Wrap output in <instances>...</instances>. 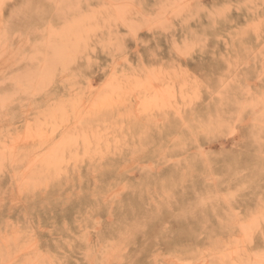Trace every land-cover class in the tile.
I'll return each instance as SVG.
<instances>
[{"label": "rangeland", "instance_id": "1", "mask_svg": "<svg viewBox=\"0 0 264 264\" xmlns=\"http://www.w3.org/2000/svg\"><path fill=\"white\" fill-rule=\"evenodd\" d=\"M0 264H264V0H0Z\"/></svg>", "mask_w": 264, "mask_h": 264}, {"label": "crops", "instance_id": "2", "mask_svg": "<svg viewBox=\"0 0 264 264\" xmlns=\"http://www.w3.org/2000/svg\"><path fill=\"white\" fill-rule=\"evenodd\" d=\"M204 19L201 18V22L197 23V26L194 28L192 25L189 27L191 30H194L196 34L201 33V28L204 24ZM196 23V21L194 22ZM225 26V25H223ZM222 25L220 27H223ZM225 30L223 28H218L216 32L212 30H206L205 35L209 39L207 43L200 47L199 49H195L191 54L190 58L187 59L185 62L188 63V69L195 72L197 75H201L203 77H207L210 81H214V78L218 77V75L225 70V66L223 65L222 58L227 57V50L225 51V43L216 40L217 36H224ZM154 39V36L150 37L147 36L146 39L142 38L143 40H147V44L145 48L141 49L142 54L145 52L152 51L154 48H160L159 50H154L156 53V57L162 59V61L169 62L170 59L174 61V56L169 55V44L164 41L163 35H157ZM156 41V45L154 43ZM161 52V53H160ZM163 52V53H162ZM152 60H147V62H151ZM181 62V61H180ZM222 75V73H221ZM220 75V76H221ZM37 235L40 238L47 239L48 237L46 234L40 233Z\"/></svg>", "mask_w": 264, "mask_h": 264}]
</instances>
